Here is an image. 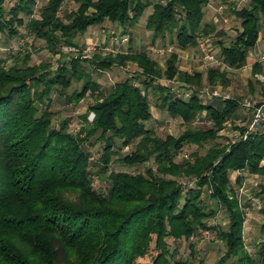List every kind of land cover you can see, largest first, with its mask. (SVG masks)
<instances>
[{
	"label": "trees",
	"instance_id": "16d2710c",
	"mask_svg": "<svg viewBox=\"0 0 264 264\" xmlns=\"http://www.w3.org/2000/svg\"><path fill=\"white\" fill-rule=\"evenodd\" d=\"M5 1L0 0V34L13 38L24 29L43 41L51 55L63 47L77 48L76 36L89 27L105 31L118 26L124 35L148 8L144 27L152 41L174 35L177 47L186 50L215 31L204 22L208 0H70L74 9L63 16L67 0H43L36 18V0H16L9 9ZM231 12L241 30L228 45L218 43L223 66L205 74L179 69L174 52L161 66L131 47L116 54L98 51L91 58L60 55L54 67L49 62L30 65V53L14 56L10 66L0 58V264H144L138 259L147 255L152 242L157 254L146 264H264V241L256 247L258 260L244 243L245 212L230 178L234 172L264 176V131L214 143L203 154L176 162L184 146L215 141L239 105L236 98L202 100L196 94L185 100L158 83L166 79L183 89L197 90L204 83L225 89L227 71L245 64L264 30V0H249ZM128 63L136 67L141 86L125 78L104 94L94 76ZM73 83L79 87L67 95ZM256 83L264 100V83ZM249 87L252 91L251 83ZM54 91L73 106L92 99L76 133L69 129L70 118L54 126L49 110ZM149 91L160 110L186 126L180 134L161 138L146 127L152 119ZM202 114L211 126L191 127ZM89 139L102 144L97 165L107 181L105 192L93 188L84 149ZM117 142L125 148L134 144V150L121 157L114 149ZM149 162L154 167L145 173L109 172L112 163L131 167ZM179 179L193 186L185 187ZM234 183L240 187L242 178ZM204 195L224 209L225 229L206 226L216 210L207 209ZM257 196L264 202V185ZM198 230L212 231L222 243L223 253L213 263L196 260L194 244L188 245L186 260L176 258V248L170 250L167 239L189 240Z\"/></svg>",
	"mask_w": 264,
	"mask_h": 264
},
{
	"label": "rangeland",
	"instance_id": "374dc122",
	"mask_svg": "<svg viewBox=\"0 0 264 264\" xmlns=\"http://www.w3.org/2000/svg\"><path fill=\"white\" fill-rule=\"evenodd\" d=\"M16 0H6L5 8L9 9ZM161 1V0H159ZM36 6L34 7L33 17L36 18L40 11V7L44 4L43 0H36ZM221 5L223 7L222 13H216L215 15V31L210 33L207 37H202L199 40V44L196 48H189L186 50H180L176 43L174 35H167L165 40H156L152 41L150 32L145 30L144 24L147 16L150 13V8H148L142 18L140 19L137 26L132 29H128L126 34L130 37V42L125 46H120L118 43L112 39L115 36L122 35V29L118 26H107L105 31L96 27V31L91 33V36H86L85 34L76 36L77 49L80 51L76 53L70 50L68 47H63L61 53L58 55H51L44 49V42L40 40H35L32 36L25 33L24 29H20L19 35L13 38H9L4 34H0V58L6 60L5 65L10 66L13 64L12 59L16 55L23 56L26 53H30L29 64H39L40 62H49L54 67L57 63L60 62V55L65 57H75L80 55L81 58H91L94 53L98 51L102 52V55L108 54V51L105 49L112 50L115 52H126L129 50V47L132 48L133 52L145 51L152 59L156 60L161 66H164V62L169 56L170 53H176L178 55V68L185 70L188 73L192 72H201L205 74L206 70L210 67H216L208 61L202 59L201 52L199 50L200 43H206V48L210 49L215 57L220 58L219 56V42L228 45V43L233 40L236 34L240 31V21L232 14L231 9H241L246 6L247 3H241V0H220V3H213V6ZM74 5L70 0L65 1L63 4L60 16H63L65 11L73 10ZM205 16L210 17V15L205 14ZM204 16V17H205ZM206 21V20H205ZM210 24V23H208ZM261 35L264 33V30H261ZM21 36V37H20ZM94 36L98 39H102V43H97L91 37ZM208 40V41H207ZM75 49L74 47H72ZM102 49L104 51H102ZM135 68L133 65L128 63L125 67H114L111 70L104 71L97 76L95 80L98 82L101 91L106 94L114 83L124 80L125 78L133 79V83L137 86H141L139 81L141 78H135ZM227 76L229 81L234 87L233 97L237 100L247 99L255 104L264 102L259 96V85L253 80L252 81V91L249 85L246 84L245 79L247 78L245 73L239 72L236 69H231L227 71ZM261 82H264V77L260 76L258 79ZM259 81V82H260ZM166 79H161L158 81L159 84L167 85L172 87L174 92L177 88L175 84H172ZM176 82V81H174ZM79 84L73 83L72 87L66 91V94H70L73 90L78 89ZM209 87L205 83L201 86ZM189 89V88H188ZM216 89L225 92L224 89L216 87ZM176 94H178L176 92ZM230 94V93H229ZM228 94V95H229ZM230 97L232 94L229 95ZM232 98V97H231ZM148 100L151 107L152 119L146 123V127L154 133L164 138L166 135L177 136L184 129L185 125L180 119L171 118L164 110H160L158 107V102L156 97L149 91ZM92 104V99L86 97L76 106L68 104L64 97L59 94V91H54L50 97V107L49 110L54 115V126L64 118H70V127L69 129L76 133L79 128L82 126L83 116L87 112L88 106ZM191 127H201L209 128L211 123L204 114L196 117L193 123L190 124ZM234 123L230 120L225 124L224 129L219 133V137L215 141L208 142L201 147L198 146H184L180 151L181 154L176 156V162H180L185 156H189L195 152L203 154L212 144L220 143L224 144L227 141L236 140L234 138L235 134ZM84 149L88 152L91 160L90 172L93 180V188L97 192H105L107 190V181L102 179V173H100L101 166L97 165V159L101 155L102 144L95 141L94 139H89L85 145ZM115 151L118 152L119 156L123 157L128 155L134 150V144L129 147H120V144L117 142V146L114 147ZM153 163L149 162L142 165L135 166H124L119 163H112L109 166V172H128V173H145L148 168H153ZM237 177L242 178V184L240 187L235 185V179ZM231 185L236 191V194L239 198L240 204L243 207L245 212V218L247 221L246 227L244 229V239L246 242V248L248 252L253 256L255 260H258L256 254V247L259 242L264 241V202L257 196L259 192L260 185H264V176H259L255 179L253 176H250L247 172L241 173H231ZM179 181L188 187L193 186V182L185 179H179ZM204 203L207 206V209L216 210V216L206 220L205 224L208 227H219L225 229L227 226V219L225 211L222 207L217 205L215 201L208 198L206 195L203 196ZM198 230L195 235L189 240H180L173 242L171 239H167V243L170 247V250L177 249L176 258L183 260L189 259V244H194L196 250V260H204L206 263L215 262L223 253L222 243L215 239V235L212 231L208 230L207 238L200 233ZM157 254V251L154 249L153 242L150 244V248L146 256L139 258V263H149L152 258ZM226 264H232L227 262Z\"/></svg>",
	"mask_w": 264,
	"mask_h": 264
},
{
	"label": "built area",
	"instance_id": "2783aa9c",
	"mask_svg": "<svg viewBox=\"0 0 264 264\" xmlns=\"http://www.w3.org/2000/svg\"><path fill=\"white\" fill-rule=\"evenodd\" d=\"M249 0H241V3H248ZM213 3H220V0H208L207 2V8L213 9L216 13H222L223 7L219 4L217 7L213 6ZM205 7V8H206ZM115 43H118L120 46H125L129 43V37L126 34H122L119 36H115L112 38ZM206 44V43H205ZM204 43H200L199 45V50L202 55V59L204 61H208L211 64H213L216 67H222L223 63L221 58L215 57V55L211 52L210 49L206 48V45ZM70 50L79 53L80 51L75 48L73 49L72 47H68ZM102 51H104L102 49ZM105 51H108L109 53L116 54V53H121V52H115L112 50L105 49ZM259 61L264 62V54H261L259 56ZM264 81V80H262ZM175 84L176 85V92L178 93L179 96L184 98L185 100L189 99L192 95L196 94L200 99L202 100H212V99H221V100H228L232 99L228 94L216 89V88H210V87H203L200 89H194V88H189V89H183L179 87V84L177 82L171 81L169 84ZM167 86V85H166ZM237 103L241 109L244 111L248 112L250 114V120L248 123L243 127V131L240 134H237L234 136V138L237 139H242L245 140L248 136L252 134H257L261 131H264V105H257L254 102L243 99V100H237ZM233 141V140H232ZM185 156V155H184ZM247 224V221H244V225ZM200 233L204 236V238H207L208 236V231H200ZM244 243L245 239H244Z\"/></svg>",
	"mask_w": 264,
	"mask_h": 264
},
{
	"label": "crops",
	"instance_id": "0c3cea01",
	"mask_svg": "<svg viewBox=\"0 0 264 264\" xmlns=\"http://www.w3.org/2000/svg\"><path fill=\"white\" fill-rule=\"evenodd\" d=\"M205 14L210 15V17H208V16L206 17ZM215 15H216V12L213 9L206 7L204 9V16H205L204 22L214 25L215 20H216ZM96 27L97 26L89 27L87 29V31L85 32V37L91 36V33L93 34V32L96 31ZM240 30H241V28H240ZM91 38L92 39L94 38L93 40H95L97 43H102V39L100 37L98 39V36H97V38H95L94 36H92ZM212 53H214V52H212ZM261 54H264V33H262V35L260 36V39H259L256 47L252 51L249 52V54L246 58L245 64L242 65L240 68L236 69L239 72L245 73V75L247 77L245 79L247 85H249L250 83L252 84L253 80L256 82V80H258L260 78V76L264 77V62L259 61V56ZM255 66L258 67L257 70L254 69ZM133 68L136 69V67L134 65H133ZM228 80H229V78H228ZM258 81H260V80H258ZM262 83H264V82H262ZM231 85H232V83L229 81L228 86L224 90H225V92H227V94H229V93L232 94L231 97L234 98L233 94L235 92L234 91L235 89ZM261 103H262V105H264V102H261ZM249 120H250V114L239 107L238 110L234 113V115L231 118V121L234 123V129L236 130L234 136H236L238 134L239 128H243L248 123ZM261 165L264 166V161L261 162ZM250 176H253L255 179H257L259 177L257 175H251V174H250Z\"/></svg>",
	"mask_w": 264,
	"mask_h": 264
}]
</instances>
